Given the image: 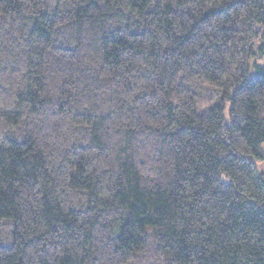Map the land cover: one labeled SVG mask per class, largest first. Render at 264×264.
Wrapping results in <instances>:
<instances>
[{
  "label": "trees",
  "instance_id": "trees-1",
  "mask_svg": "<svg viewBox=\"0 0 264 264\" xmlns=\"http://www.w3.org/2000/svg\"><path fill=\"white\" fill-rule=\"evenodd\" d=\"M264 0H0V264H264Z\"/></svg>",
  "mask_w": 264,
  "mask_h": 264
},
{
  "label": "rangeland",
  "instance_id": "rangeland-1",
  "mask_svg": "<svg viewBox=\"0 0 264 264\" xmlns=\"http://www.w3.org/2000/svg\"><path fill=\"white\" fill-rule=\"evenodd\" d=\"M264 150V146H263ZM260 173L264 171V161L254 160Z\"/></svg>",
  "mask_w": 264,
  "mask_h": 264
}]
</instances>
